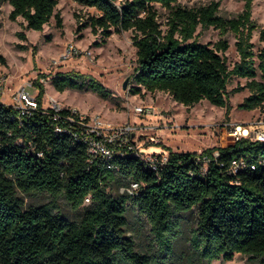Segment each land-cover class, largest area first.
<instances>
[{
    "label": "trees",
    "instance_id": "16d2710c",
    "mask_svg": "<svg viewBox=\"0 0 264 264\" xmlns=\"http://www.w3.org/2000/svg\"><path fill=\"white\" fill-rule=\"evenodd\" d=\"M0 1L12 5L9 18L22 17L25 29L42 31L53 17L63 28L56 11L59 0ZM75 1L97 11L84 23L78 20L79 34L91 27L104 44L114 32L133 31L137 65L132 94L164 91L188 108L208 100L226 108L229 116L227 87L240 77L248 81L232 92L247 89L250 94L238 107L264 114V48L256 53L253 42L255 31L264 40V25L253 19L254 0H246L233 17L220 14L219 0L194 7L180 0ZM157 4L169 12L166 30ZM199 26L218 29L221 38L214 45L200 42ZM229 32L236 36L240 56L232 68L225 56ZM19 35L27 39L24 31ZM0 61L5 63L1 55ZM51 82L59 92L112 96L98 79L76 70L58 71ZM35 84L39 104L29 113L0 103V264H203L230 261L238 253L264 264V142L244 137L199 154L170 150L158 170L129 154L93 157L73 134L81 127L67 120L70 109L42 107L46 89L39 78ZM234 161L246 167L233 172ZM113 182L120 189L116 196L108 191ZM133 183L139 186L130 193ZM19 192L63 196L82 215L70 220L50 203L25 208ZM195 207L189 252L179 253V214ZM131 209L146 219L157 256L140 252L128 235Z\"/></svg>",
    "mask_w": 264,
    "mask_h": 264
},
{
    "label": "rangeland",
    "instance_id": "374dc122",
    "mask_svg": "<svg viewBox=\"0 0 264 264\" xmlns=\"http://www.w3.org/2000/svg\"><path fill=\"white\" fill-rule=\"evenodd\" d=\"M213 0H180L185 6L194 7L208 4ZM220 14L233 17L243 11L246 0H219ZM9 2L0 1V55L5 59L0 61V77H5V84L0 95V103L15 105V91L24 83H30L28 91L32 96L37 95L36 79L43 82L46 92L42 99L48 105L50 96L55 97L62 105H69L87 113L95 115L107 123L114 125L126 122H136L141 127V138L150 141L151 137L158 139L160 150L166 152H197L201 153L214 146H226L233 143L226 133V128L234 124L248 125L252 122L264 120L260 110L250 111L238 107L244 98L250 94L246 89L232 92V89L245 85L248 79L233 77L228 84L232 110L226 115V108L213 105L208 100H202L191 108L173 100L164 91H145L134 95L133 74L137 65V48L133 44V31L114 32L102 43L100 34L95 35L91 27L77 31L79 23H84L92 14H97L94 8L84 6L75 0H59L56 11L63 18V28H59L53 17L42 31L25 29V20L19 17L16 21L9 18L12 10ZM159 21L164 30L168 28L169 12L157 4ZM78 14L79 17H76ZM253 19L264 25V0L253 1ZM24 31L27 39L20 37ZM230 47L225 52L229 66L232 68L240 60L236 49V36L227 34ZM50 38V39H49ZM196 38L205 44L214 45L221 38L218 29L201 26L196 31ZM254 49L258 53L264 48V40L259 39V32L253 36ZM25 46V47H24ZM36 47V48H35ZM35 48V50H34ZM76 70L99 80L111 92L110 98H103L92 90L67 89L59 92L51 82V77L58 71ZM45 74L47 77H41ZM127 85L124 87V83ZM139 105H153L159 113L147 115L136 113ZM111 195L120 193L118 182H113L108 188ZM24 200V207L50 203L55 212L61 213L70 220L78 219L82 209H74L63 196L53 197L48 192L25 194L19 192ZM197 207L188 213L179 214L180 226L176 241L179 253H188L190 239L197 223ZM128 235H131L142 253L158 255V248L154 242L150 227L146 219L137 210L128 212ZM203 264H259L247 255L236 254L233 260H215Z\"/></svg>",
    "mask_w": 264,
    "mask_h": 264
},
{
    "label": "built area",
    "instance_id": "2783aa9c",
    "mask_svg": "<svg viewBox=\"0 0 264 264\" xmlns=\"http://www.w3.org/2000/svg\"><path fill=\"white\" fill-rule=\"evenodd\" d=\"M5 81V77H0V95ZM28 86H32V84L24 83L15 91L13 97L15 105H11L21 110L23 114L38 108L39 104L37 95L40 88L36 85L37 95L32 96L28 91ZM49 103L48 105L42 103V107H51L57 112L64 107L70 109L67 120L71 123H77L81 127L80 131L75 130L73 134L86 143L88 151L93 157L101 156L110 160L115 155L125 157L129 154L140 158L147 167L153 170H158L159 166L164 165L168 161L169 153L164 149L160 150L158 147L160 141L158 139L151 137L149 142L144 138L140 140L141 127L136 122H126L118 125L107 123L97 115L90 117L78 108L62 105L53 96H50ZM135 111L136 113H146L147 115L159 113L153 105H139L135 107ZM76 115H78V118ZM58 130L61 131V129ZM226 133L232 138L233 142L244 137L264 142V120L255 121L248 125H231L226 128ZM215 155H218V152H215ZM240 167H246L245 162L241 161L238 163L234 161L233 172H236ZM138 186V183H133L128 191L133 193Z\"/></svg>",
    "mask_w": 264,
    "mask_h": 264
},
{
    "label": "water",
    "instance_id": "95a60500",
    "mask_svg": "<svg viewBox=\"0 0 264 264\" xmlns=\"http://www.w3.org/2000/svg\"><path fill=\"white\" fill-rule=\"evenodd\" d=\"M127 85V81L124 83V87Z\"/></svg>",
    "mask_w": 264,
    "mask_h": 264
},
{
    "label": "crops",
    "instance_id": "0c3cea01",
    "mask_svg": "<svg viewBox=\"0 0 264 264\" xmlns=\"http://www.w3.org/2000/svg\"><path fill=\"white\" fill-rule=\"evenodd\" d=\"M256 110H258V109H256ZM256 110H252V111H256ZM83 112V111H82Z\"/></svg>",
    "mask_w": 264,
    "mask_h": 264
}]
</instances>
